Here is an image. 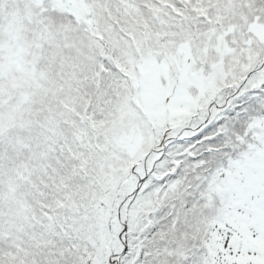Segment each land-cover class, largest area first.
Listing matches in <instances>:
<instances>
[{
	"label": "snow or ice",
	"instance_id": "obj_1",
	"mask_svg": "<svg viewBox=\"0 0 264 264\" xmlns=\"http://www.w3.org/2000/svg\"><path fill=\"white\" fill-rule=\"evenodd\" d=\"M0 264H264V0H0Z\"/></svg>",
	"mask_w": 264,
	"mask_h": 264
}]
</instances>
